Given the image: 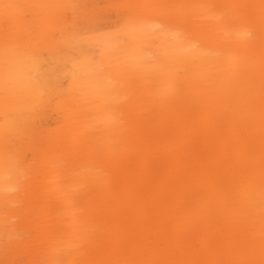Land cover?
Returning <instances> with one entry per match:
<instances>
[{"label": "bare ground", "instance_id": "6f19581e", "mask_svg": "<svg viewBox=\"0 0 264 264\" xmlns=\"http://www.w3.org/2000/svg\"><path fill=\"white\" fill-rule=\"evenodd\" d=\"M260 3L0 0V264L260 259Z\"/></svg>", "mask_w": 264, "mask_h": 264}, {"label": "snow or ice", "instance_id": "6c2138e0", "mask_svg": "<svg viewBox=\"0 0 264 264\" xmlns=\"http://www.w3.org/2000/svg\"><path fill=\"white\" fill-rule=\"evenodd\" d=\"M24 7H32L18 4H4V27H5V42L8 40V31L9 25L12 23V18L9 15V10L11 9H20ZM129 8H139V7H172V8H183L186 6L183 5H128ZM256 7V6H252ZM260 46H261V112H260V131H261V144H260V168H261V197H260V208H261V221H260V231H259V249H260V259L257 261L255 259H217V260H171V259H130L123 261H115L113 264H264V0H261L260 5ZM128 24L130 27L136 25V20L134 16H129ZM35 56V54H33ZM233 87L237 93L246 91L251 94L254 91V82L253 78L246 77L241 78L237 77L233 83ZM11 102V97L8 94L7 88L4 95V103L8 105ZM227 121V127L231 130L234 125L237 123L228 117L222 118V127H224L223 121ZM244 135V133H241ZM221 151L225 155L224 163L226 165L233 162L236 153L238 151L237 146L234 145L230 138L225 136L220 144ZM228 205V199L225 195L221 202L220 207L226 209ZM171 242H166L160 240L156 237H148L144 240L138 242L139 247L143 248L146 251L154 252L156 254L161 253L162 251L170 247ZM256 247V237L255 234H251L247 241L245 242V250L251 254L255 251ZM60 264V262H56Z\"/></svg>", "mask_w": 264, "mask_h": 264}]
</instances>
